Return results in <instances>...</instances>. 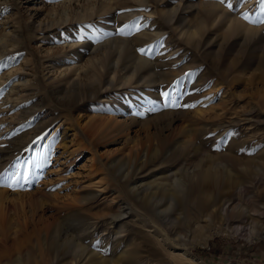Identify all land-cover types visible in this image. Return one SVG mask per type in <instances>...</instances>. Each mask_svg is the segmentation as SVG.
Returning a JSON list of instances; mask_svg holds the SVG:
<instances>
[{
    "label": "rangeland",
    "instance_id": "obj_1",
    "mask_svg": "<svg viewBox=\"0 0 264 264\" xmlns=\"http://www.w3.org/2000/svg\"><path fill=\"white\" fill-rule=\"evenodd\" d=\"M262 7L0 0V264H264Z\"/></svg>",
    "mask_w": 264,
    "mask_h": 264
},
{
    "label": "bare ground",
    "instance_id": "obj_2",
    "mask_svg": "<svg viewBox=\"0 0 264 264\" xmlns=\"http://www.w3.org/2000/svg\"><path fill=\"white\" fill-rule=\"evenodd\" d=\"M123 43H124V41L123 42H121V41H117V42H115L114 40H112L111 42H109V46H111L112 45V47H113V49L115 50V55L116 54H118L116 57H115V62H114V65H113V67L115 68H117L118 67V61H119V54H120V49L119 48H124L123 47ZM114 54L111 56V57H114L115 56ZM107 61H109V59L107 60ZM111 63L114 61V59L113 58H111ZM109 61V62H110ZM194 171V170H193ZM203 173V172H202ZM196 176V174L194 175V177ZM208 178V173L207 172H205L204 173V177H203V179H207ZM85 253V252H84ZM83 254V253H82ZM47 256H48V261H49V264H57L58 263V260L56 259V256L57 255H55L54 254V252L51 250V249H49V251H47ZM82 260V259H81ZM80 262V260H75L73 263H71V264H76V263H79Z\"/></svg>",
    "mask_w": 264,
    "mask_h": 264
},
{
    "label": "snow or ice",
    "instance_id": "obj_3",
    "mask_svg": "<svg viewBox=\"0 0 264 264\" xmlns=\"http://www.w3.org/2000/svg\"><path fill=\"white\" fill-rule=\"evenodd\" d=\"M220 3H226V0H220ZM226 6L229 7L230 10L232 9V4L230 2H227ZM261 12H264V7L261 8ZM243 18L245 20H248L249 19V17L247 15H244ZM260 22H264V20H261ZM141 51L143 52L144 50H141ZM162 95L165 96V97H168V96H170V93L165 92ZM170 106H177V105L173 104V105H170ZM184 106L185 107H192V105H184ZM9 187H11V185H9Z\"/></svg>",
    "mask_w": 264,
    "mask_h": 264
}]
</instances>
